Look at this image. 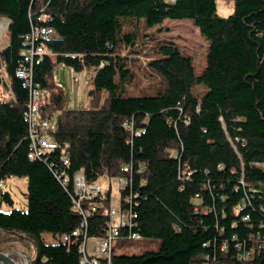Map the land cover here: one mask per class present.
Wrapping results in <instances>:
<instances>
[{
  "label": "trees",
  "instance_id": "obj_1",
  "mask_svg": "<svg viewBox=\"0 0 264 264\" xmlns=\"http://www.w3.org/2000/svg\"><path fill=\"white\" fill-rule=\"evenodd\" d=\"M0 19V85L10 94L0 100V252L24 245L33 264H79L78 244L62 237L81 223V173L87 184L127 182L119 210L135 219L120 229L111 264H264V0H233L225 18L217 0H0ZM165 19L191 21L205 42L199 60L159 27ZM40 28L54 34L32 79L56 149L30 160L28 90L15 72ZM52 56L75 75L92 69L89 103L106 93L104 104L64 111ZM13 178L27 180V211L2 189ZM110 200L108 188L82 202L91 211L83 235L104 237Z\"/></svg>",
  "mask_w": 264,
  "mask_h": 264
},
{
  "label": "built area",
  "instance_id": "obj_2",
  "mask_svg": "<svg viewBox=\"0 0 264 264\" xmlns=\"http://www.w3.org/2000/svg\"><path fill=\"white\" fill-rule=\"evenodd\" d=\"M171 1L174 2V0ZM7 24L6 21V26ZM53 34L51 29L40 28L29 38H25L22 43L25 65L15 72V77L21 81L22 87L28 90V101L23 117L28 126V139L30 142L28 158L30 160H41L47 152L56 149V144L49 140L50 133L55 130L52 115L42 111L45 101L39 85L35 84L32 79V64L34 60L42 57L44 53L42 45L48 43ZM37 41H40V43H37ZM141 133H136V136L138 137ZM260 166L264 168V165L259 164ZM122 172L129 173L128 167L122 168ZM74 182L73 196L76 199L73 202V210L79 213L82 219L80 225L70 236L62 237V241L78 244L79 264H110L109 255H112L113 246L122 239L120 229L131 230L133 227L132 221L135 217L127 209L117 210L111 208L105 225L104 237L101 239L88 238L83 235V229L86 227V221L91 211L82 208L81 204L83 201L104 196L105 192L96 183L87 184L81 173L75 176ZM126 186L127 182L125 181L121 188ZM125 239L139 240L141 237L135 233H129ZM240 258L245 260L247 257L240 256Z\"/></svg>",
  "mask_w": 264,
  "mask_h": 264
},
{
  "label": "rangeland",
  "instance_id": "obj_3",
  "mask_svg": "<svg viewBox=\"0 0 264 264\" xmlns=\"http://www.w3.org/2000/svg\"><path fill=\"white\" fill-rule=\"evenodd\" d=\"M232 10L233 0H217V14L220 17L225 18L229 16L232 13ZM6 27V20L0 19V49L6 44ZM159 27L168 28L169 31L166 32V35H172L173 37H175V39L177 38L176 40L181 43V45L184 44L195 51L196 60H199L202 57L205 42L202 38L199 37L197 32L192 31L193 26L190 20L165 19L163 20L161 25H159ZM52 59V62L54 64V81L64 92V111L80 109L93 110L104 104V99L107 95L106 93H103L100 104L93 106L91 103H89L88 90L91 88V80L92 76L94 75V71L92 69L75 75L70 69H67L60 65H55L53 56ZM0 79L6 83V78L3 71H0ZM9 95L10 94L8 90H6L3 85H0V100H7L9 98ZM123 183L124 182H119L116 179H109L106 176L100 178L96 183V185L99 186L103 192H106L108 188H110L111 208H115L117 210L119 209V189L121 188ZM26 188L27 180L25 178H13L6 181V183L3 185V190L9 193L13 200L14 209L27 211ZM2 210L7 213L10 211V208L3 207ZM43 240L48 244L52 243V239L49 235H44ZM22 246L23 248H25L24 245Z\"/></svg>",
  "mask_w": 264,
  "mask_h": 264
},
{
  "label": "water",
  "instance_id": "obj_4",
  "mask_svg": "<svg viewBox=\"0 0 264 264\" xmlns=\"http://www.w3.org/2000/svg\"><path fill=\"white\" fill-rule=\"evenodd\" d=\"M18 238L30 242L34 252H36V245L33 242L28 241V239H24L21 236H18ZM34 260L35 259L31 258L30 254L23 247L20 251L0 252V264H33Z\"/></svg>",
  "mask_w": 264,
  "mask_h": 264
},
{
  "label": "bare ground",
  "instance_id": "obj_5",
  "mask_svg": "<svg viewBox=\"0 0 264 264\" xmlns=\"http://www.w3.org/2000/svg\"><path fill=\"white\" fill-rule=\"evenodd\" d=\"M111 257H112V255H109V262H110V264H111Z\"/></svg>",
  "mask_w": 264,
  "mask_h": 264
},
{
  "label": "crops",
  "instance_id": "obj_6",
  "mask_svg": "<svg viewBox=\"0 0 264 264\" xmlns=\"http://www.w3.org/2000/svg\"><path fill=\"white\" fill-rule=\"evenodd\" d=\"M52 61H53V59H52ZM2 189H3V186H2Z\"/></svg>",
  "mask_w": 264,
  "mask_h": 264
}]
</instances>
